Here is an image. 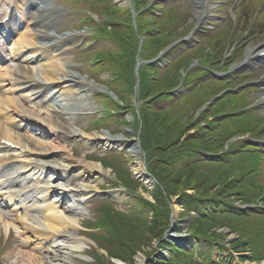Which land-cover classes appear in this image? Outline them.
I'll list each match as a JSON object with an SVG mask.
<instances>
[{
	"label": "bare ground",
	"instance_id": "6f19581e",
	"mask_svg": "<svg viewBox=\"0 0 264 264\" xmlns=\"http://www.w3.org/2000/svg\"><path fill=\"white\" fill-rule=\"evenodd\" d=\"M38 1L29 0L25 2L24 6H28L27 9L32 7L30 9L33 11L37 8L36 14L31 17L29 12H20L25 22L22 18L19 23L17 21L19 26H24L27 22L32 26V29L28 26L21 33L20 29L17 31L20 36L16 39L13 50H10L12 57L15 58L18 55L19 58L21 57L19 62L0 70L1 75L7 76L5 82L9 80L6 84L9 86L7 92L17 88L20 93L18 97L10 100L11 104L19 109L20 119L24 123L42 128L52 138L62 134L66 139L91 140L92 146L96 148L100 146L106 150H118L120 148L117 147L118 144L126 139H123V135L108 134V131L104 130L93 135H86L81 128L74 124L77 119L75 114L89 106L95 108L96 104L92 105L88 98L94 92H106L115 101L114 93L110 92L107 86L70 70L69 62L64 58V61L60 58L50 60V63L54 65L49 68V72L52 74L48 79H44L45 82L52 81L56 88L68 87V90L61 91L59 95H57L59 90L49 93L52 96L51 99L60 97L51 106L46 104V108H39L35 105L25 107L26 103H31L33 100L46 102L45 98L48 95L44 94L48 85L40 77L29 82H23L22 87L19 86V83L17 87H14L13 81H10L11 78L9 77L14 76L12 73L15 67L23 74H28L30 70L34 73H38L39 70L46 72L41 64L37 67H31L32 69H27L19 63L27 62V60L30 62L49 60L53 54L56 55L63 50L60 45L62 41L60 38L62 39L63 35L58 37L56 32L49 30L55 31L56 26H51L56 23L57 18L55 16L60 14V11L51 8L47 10L39 8L37 7ZM10 3V0H0V11L8 5L5 8L8 12ZM204 5L197 16L198 20L204 15L203 10L207 9V6ZM14 30L12 24L10 31L13 33ZM7 45L10 49L11 44ZM66 47L65 45L64 49ZM6 59L3 60L2 64ZM57 64L61 65L60 68L56 69ZM7 99L0 98V111H3L2 105L7 106ZM12 105L11 108H13ZM56 110H61L68 122H64L59 114L52 112ZM13 111L15 112L14 108ZM7 127H2L0 124V137L3 136L2 138L5 139L4 142L0 140V230L3 228L5 233H8L10 227L15 228L19 239V245L13 252L7 254V258L12 264H66L67 255L70 252H80L84 249L83 239L80 240L76 234L79 228L83 227L81 217L84 214L72 206L64 207L63 200L68 196L67 192L73 193L76 197L79 196L82 200L91 196L92 191L98 192L100 189L94 190L96 187L87 184L84 178L94 171L106 175H108V171L100 162L88 163L85 158L74 159L71 149L66 144H58L55 140L41 141L32 134L28 136L22 132H13ZM14 127L17 128V125ZM127 147H129L126 150L127 153L136 161L135 166L132 167L133 170L142 174L144 168L140 164L137 143H131L130 140ZM10 154H14L15 157H9ZM74 168H77L80 173L77 185H72L66 179L68 170ZM47 176L49 179H46ZM113 196L116 197L117 195L113 194ZM140 259L143 263V257Z\"/></svg>",
	"mask_w": 264,
	"mask_h": 264
},
{
	"label": "rangeland",
	"instance_id": "374dc122",
	"mask_svg": "<svg viewBox=\"0 0 264 264\" xmlns=\"http://www.w3.org/2000/svg\"><path fill=\"white\" fill-rule=\"evenodd\" d=\"M108 2H106L105 0H100V3L98 4V7H93V6H89V5H80L78 7L75 6H70L67 5L66 3L62 2V0H53L54 6L56 7L55 10L60 9L61 7H65L66 9L69 7H74L73 10L76 11V14H72V15H76L77 19L80 20V10L83 7H91L92 10V14L94 15V13L96 14V18L100 19V20H104L106 21L107 19L103 18L100 14V12H112V13H118L119 11L116 10V8L114 7L113 4L119 5L118 2H120V0H107ZM123 1V0H122ZM239 1L241 0H210V6H213V9H211L210 15L207 19H204L201 22L200 26H203L205 28L206 31H211L212 29H217L219 27H222V22H220L219 19H223L225 18L227 15H229L228 19L225 20L229 23V25H231L232 29L235 31H238L237 34H240V31H243L244 34L240 35L239 38V42H241L240 45H243L242 48V54L243 56L240 58H233V56H227L225 58L226 60V64L229 66H226L225 68H219L217 70V77H221L222 80L226 81L225 85L222 83H216L213 84L211 87L215 90H218L219 88H223L228 86L227 88H234L237 86V88H242V89H247L246 91L241 90L240 92V96L241 97H237V100L239 101V103L242 106H247L248 110L242 111V112H249L250 109L254 108L256 113H251L249 116L246 117H233L230 119V121H227V123H224L222 125V129L226 132H228L230 129L231 131H233L234 133V139H236V133L239 132L240 129H245V128H254L256 130H259V132H261V130H263V132L261 133V138H264V58L262 59H247V57H250L252 54L255 53V51H257V49H259L260 47H264V30L260 31L259 29L262 27L261 24H257V21L254 25L248 26L247 27V31L245 32V28H242V26L240 24H238V19L236 17V12H235V8L237 6H239ZM256 0H245L243 4H241L242 7H244L245 5L249 6L250 8L255 4ZM259 3L258 5H264V0H257ZM156 2H160L162 3V5L158 8H156V10H153V12H156V14L159 13H163V8L166 7V11H168V14L170 13L171 15L175 14V17L178 16V14L181 13V16L184 18L185 15H187V18L185 19V22H187L188 24L192 23L193 26H195L194 30H199L197 29L198 26L195 25V22L198 23L199 20H197V16L200 14L201 8H200V1L199 0H147V3L149 4H154ZM214 3V4H213ZM132 7L134 6V2L132 1ZM109 6H113L112 9L109 8ZM223 6H225L223 8ZM162 7V9H161ZM260 9V6H259ZM71 10V9H70ZM261 10V9H260ZM263 10V9H262ZM80 12V13H79ZM123 14H128L129 10H125L124 12H122ZM106 14V13H104ZM155 14V13H154ZM155 14V18L157 17V15ZM164 14V13H163ZM252 14H244L246 17L248 15H253ZM258 14V12H257ZM165 15V14H164ZM163 15V16H164ZM255 15V14H254ZM253 15V16H254ZM252 16V18H253ZM161 17V16H158ZM59 24L57 26V34H61L62 32H68L70 31L72 26L71 20L70 18H68V16H59ZM152 17H150L149 19H151ZM256 18V17H255ZM253 18V20L255 19ZM123 19V18H121ZM140 20V18H139ZM212 21H217L219 22L218 26L217 25H213ZM165 24L167 27V30L169 28H171L169 25V21L162 19V21H160L159 23H157V26L160 25V27ZM157 26H154V28H156ZM76 27V26H74ZM257 27V36L253 37L255 34H250L255 32V28ZM174 34V33H173ZM181 36H183L182 34H179ZM205 35V34H204ZM203 35V36H204ZM201 36V37H203ZM200 37V39H201ZM82 40H84L91 48H85V46L83 44L77 46L76 48L78 50L81 51V54L84 52H88L89 49H93V51H95V56L94 57H98L99 52H107V51H114V50H120L121 48H117L115 44L108 42L106 39L103 40H97L95 42L91 41L90 39H88V37H81ZM199 39H192L187 45H184V47H179L177 49H175V55L173 54V56H177L180 55L182 52L187 51L188 49L194 48L196 45L198 44ZM70 43V42H69ZM238 44V45H239ZM126 48V43L122 45V47ZM233 47L232 48V52H233ZM183 48V49H182ZM230 48V49H231ZM128 54H133L130 49H127ZM229 49H227L226 53L228 52L229 54ZM234 57L235 56H239L240 52L239 50L234 51ZM89 55H80L78 54V52L74 49L71 48V50L65 55V56H69L70 61H72V65L71 67L73 69H76L80 72H85V73H89L92 74V72H90L89 70V66L87 64L86 61L89 60ZM184 54L180 55V58L183 57ZM230 55V54H229ZM202 56L206 57L207 55H205V53L202 54ZM93 57V58H94ZM169 57L171 58L170 54ZM187 59H190L189 63L193 62V68L194 65L197 64L196 58L198 57L196 53H194V51L189 52L188 54H186ZM224 59V58H223ZM125 58L120 59V61H113V66L114 68L112 69H106L103 70V64L102 63V59H97L94 60V64L90 65L91 69L93 71L96 72L97 74V78H99L102 81H105L108 79V81H110V79L114 78L117 76V79H121V76H118L117 74V70L121 69L123 70L125 68V62H124ZM246 60V61H245ZM44 61V60H43ZM230 61V62H229ZM245 61V63H244ZM89 62V61H88ZM199 64H202L201 59L199 58ZM52 67V65L46 64V67L44 68L46 70V72H49V68ZM182 69L186 70L185 65L181 66ZM105 71L108 72H116L114 76H109L106 73H104ZM246 75H244V73ZM243 73V74H242ZM241 74V75H239ZM51 75V74H49ZM239 75V76H236ZM211 76L213 79L216 77L215 74H205L203 75L202 78L198 79L197 81H203V80H207L209 79ZM150 79V77H149ZM212 83V82H211ZM238 84V85H237ZM241 84V85H239ZM255 86V87H252ZM254 88V89H250ZM204 90V89H203ZM226 90V89H225ZM236 90V89H235ZM184 92H186L184 90ZM239 92V91H238ZM100 93V100L99 97H97V95H93L91 96L89 99L91 101V104L94 105L96 104L95 108L92 106V109H90L89 111H93V110H99L100 113L101 112V108L106 105H111L113 106V103L109 102L107 97H105L103 94L104 93ZM183 94V93H182ZM107 101L105 104L104 102ZM235 105L232 103H230V108L234 107ZM114 107V106H113ZM252 107V108H249ZM88 110V108H87ZM86 110V111H87ZM79 116V117H78ZM77 116V121H76V125L81 127L86 134H90L93 135L96 132H100V129H97V126H93L92 124L96 122V120H102L106 117V115H103V118H92V117H87V116H91V115H87L85 113H80ZM232 116H237L235 113L232 114ZM121 118V117H120ZM65 122H68V120L66 118H64ZM17 123V122H16ZM122 123H124L127 127H129V125H127L126 120L124 119L123 121H121L120 124H118V126H114L112 127V131L116 134H123L124 136L127 134H129V132H131V130H127V128H125L126 126L123 125ZM133 128V126H132ZM127 133V134H126ZM135 133L132 132L133 137H136L134 135ZM39 137H42V135H39ZM44 139L50 140L49 137H42ZM132 138V137H131ZM245 138H249V136H245ZM56 143L58 144H66L68 146L69 149H71V153L73 155L74 159H83L85 158L88 162L92 163V162H102L104 163L106 166L111 165L112 167L110 168H105L106 170H108V175L101 174L99 173L98 175H95L94 172H92V175L87 176L86 178H84V180L86 181V183H90L91 185L95 186L96 188H102L101 191H99V194H96L94 197H89L88 200L84 203L81 204L79 203L78 205L80 206L79 211L84 214V216H82V224L83 227L79 228V230L77 231V235L78 237H80V239L82 240L83 244H84V249L80 252L76 251H72L69 253V255H67V263L66 264H99L100 263V255L102 256V254L104 255V257H106V253H105V241L106 240H116L117 238L119 239L120 236L118 237V235L116 233L114 234H109L106 230H104L101 226L102 221H101V210L103 208V204L102 203H98L99 200H102V197H105L104 199H106L107 201V197H109V194L104 195V193L102 191H105L104 189L110 190L113 189L115 195H117L116 197H111L110 199L113 201H110L112 203L115 204V207L117 210L119 211H125L126 213L131 215L130 211H126V208H128L129 206H131L129 204V200L127 199V197H125L123 191H121V188L127 190V192H130L131 194H135L136 197L139 199L138 196H141V198H145L149 197V195L147 194V192L144 189H140L136 186H130L127 185L126 183L123 184L121 181L118 180V176L119 173H123L125 175H128V177L131 179H133V177H130V172H131V168H129L127 166V163H125V160L128 161V157L129 154L125 153L124 151L129 147H127V144H123V143H119L118 146L120 145V147L125 148L123 150L120 149V151L118 150H112V151H105L103 148L98 147L97 148H91L93 146L90 145V143L87 144H83L80 143L83 140H71V139H66L63 137V135H59L58 137H54ZM259 139V138H254L252 139L253 141ZM257 145L261 146V148L264 150V139L263 141H258ZM262 150V151H263ZM264 152V151H263ZM63 153V152H62ZM130 161H134V159H130ZM264 166V164H263ZM80 173L77 170V168L75 169H70L68 170V172L66 173V179H68L72 185H77L78 180L80 179L79 177ZM118 182L120 183V185H118ZM132 185V184H131ZM118 186V187H117ZM116 187V188H115ZM121 187V188H119ZM104 195V196H102ZM74 199H79V197L77 196V198H73L71 196V200ZM109 199V198H108ZM109 199V200H110ZM137 203V207L139 209L144 208V206H146V204L139 200H135ZM68 202V200L66 201V203ZM65 203V204H66ZM72 203V202H70ZM109 203V202H108ZM67 205V204H66ZM65 205V206H66ZM74 206V205H73ZM230 220V219H229ZM85 226V227H84ZM86 227H89L90 229H86ZM15 235V234H14ZM226 239L231 240L232 237L229 238L228 235L225 236ZM6 236H5V232L3 231L2 233H0V240H5ZM16 240L15 236H12L7 238V246L9 245V250L12 248L14 241ZM232 241V240H231ZM154 247V244H152V240L148 241L147 243H145V245L143 246V249L145 250H149L152 249ZM241 247V246H239ZM226 248V249H224ZM230 248H231V242H226V247L220 248V252H222V258H226V259H230L233 260L236 257H232L233 255H230ZM234 253L233 254H237V252L235 250H233ZM144 253L139 251L135 253V264H141V259L140 257H143L145 255H143ZM146 258V256H145ZM106 259V258H105ZM107 260V259H106ZM228 262H230L229 260H227ZM6 264H10V262L6 259ZM236 262V261H235ZM237 263V262H236Z\"/></svg>",
	"mask_w": 264,
	"mask_h": 264
},
{
	"label": "trees",
	"instance_id": "16d2710c",
	"mask_svg": "<svg viewBox=\"0 0 264 264\" xmlns=\"http://www.w3.org/2000/svg\"><path fill=\"white\" fill-rule=\"evenodd\" d=\"M160 91L162 86H157ZM166 98V97H165ZM155 112V114H153ZM147 123L152 130L148 132L149 141L152 146L149 147L150 162L149 167L158 178L163 189L169 195L180 194L182 202L185 203L187 210L196 209L201 206L203 199L219 185L223 179V175L214 174L212 168L207 166L204 170L199 169L200 165L191 162L199 156V151L218 150L221 145L222 138L213 136L214 141L201 139L199 136L190 135L183 142L178 139L184 135L186 128L183 127L176 119L170 117L164 111H147ZM161 123V124H160ZM163 127L161 132L160 128ZM163 138V139H162ZM170 148V154L167 149ZM241 158V157H240ZM255 159V158H254ZM232 184V182H231ZM237 185V183H234ZM187 189H194L196 195L191 196L185 194ZM218 195V192H216ZM163 191L157 189L155 197L157 200L154 206V216L149 219L142 216L141 213L135 212L133 215H127L113 211L112 209L106 213L102 224L109 234L116 233L120 238L116 240H106L105 245L109 251V256L119 257L122 260L134 264V255L137 251L142 250L145 243L152 239L160 238L168 227V209L167 201L162 198ZM251 196L245 197V201H250ZM216 205V203L214 202ZM214 205V206H215ZM234 212L225 210L216 211L210 216H199L191 226L193 234L203 239H213L217 236L214 228L226 225L230 229L239 230L243 235L242 238L248 239L247 245L256 252L254 259L264 257V239L253 235L249 232L250 228H255L258 234H264V219L254 222L250 218H239ZM230 219V220H229ZM256 236V237H255ZM260 240V242L257 239ZM99 264H111L105 258H100ZM153 264V263H147ZM157 264H219L213 263L209 259L196 261L194 254L181 250L173 251L172 256L168 260L157 262ZM228 264V263H220Z\"/></svg>",
	"mask_w": 264,
	"mask_h": 264
}]
</instances>
